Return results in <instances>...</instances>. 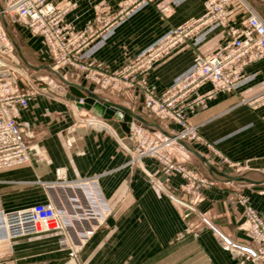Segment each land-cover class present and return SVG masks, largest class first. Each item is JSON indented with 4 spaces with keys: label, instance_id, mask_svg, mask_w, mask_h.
Wrapping results in <instances>:
<instances>
[{
    "label": "crops",
    "instance_id": "obj_1",
    "mask_svg": "<svg viewBox=\"0 0 264 264\" xmlns=\"http://www.w3.org/2000/svg\"><path fill=\"white\" fill-rule=\"evenodd\" d=\"M95 1H79L65 22L76 30L83 29L92 22L94 5H107L116 10L119 0ZM204 1L156 0L94 41L85 49L82 59L85 63L101 64L109 72L118 71L176 26L201 16ZM248 2L264 20L259 9L264 1ZM164 8L170 13L163 12ZM5 20L11 30L10 22ZM13 25L20 32L30 33L24 25ZM221 38V29L213 28L199 34L194 44L189 42L175 50L156 65L150 74L151 86L162 94L191 69L197 54L216 51ZM23 58L22 63L32 70L49 67L31 65L24 55ZM59 73L66 87L65 99L76 105L80 100L78 94L85 92L134 114L141 112V101L134 105L102 92L72 68ZM247 73L248 78L234 94H217L205 105L189 112V125L196 128L203 141L187 142L219 170L229 174L230 166L223 160L226 158L240 167V175L254 183L214 179L191 152L173 140L169 153L176 162L199 170L216 182L199 194L185 192L182 189L185 182L180 176L165 177L153 160L144 159L138 164L121 148L124 145L134 150L136 143L128 140L127 127L116 117L117 113L106 119L87 107H80L85 115L94 116L93 119L78 117L80 124L95 125L102 131L98 134L106 138L103 136L105 140L96 145L87 142L85 147L81 146L86 152L84 164L65 165V178L69 182L85 183L76 188L78 193L96 200V215L93 216V223H96L78 226L83 233L93 227L95 231L80 245V250H72L64 246L58 233L6 238L0 215V264H237L231 250L239 253L241 249L228 242L229 250L221 243L219 232L231 242L254 248L250 235L240 229L244 222L243 199L264 214V107L255 110L245 103L264 87V60L250 66ZM211 89L210 84H205L197 94L204 95ZM66 107L36 97L22 111L21 122L31 126L33 131L47 127L51 134H56L60 116H71ZM174 129L176 131L168 129V133L176 134L181 130L177 126ZM68 149L72 148L68 146ZM121 151L125 155L123 159ZM148 173L157 178L161 186ZM25 175H22V182L30 181ZM247 264L254 263L248 261Z\"/></svg>",
    "mask_w": 264,
    "mask_h": 264
},
{
    "label": "built area",
    "instance_id": "obj_2",
    "mask_svg": "<svg viewBox=\"0 0 264 264\" xmlns=\"http://www.w3.org/2000/svg\"><path fill=\"white\" fill-rule=\"evenodd\" d=\"M79 1L92 3L95 0H2L0 8V172L29 162L28 149L34 138L33 130L22 124V111L37 95L49 96L37 87V78L18 59L15 48L9 39L3 24V17L10 23L24 25L33 36L44 39L54 59L53 71L63 68H83L82 54L94 41L110 32L118 24L132 16L142 7L156 0H120L116 10L110 6H93V19L83 29L76 30L65 22ZM166 11V8L163 12ZM213 28H220L222 38L213 53L197 54L191 69L177 82L169 86L162 94H156L149 88L146 95L144 115L163 125L174 124L181 130L177 137L194 142L203 141L196 128L189 125V112L203 106L217 94H234L248 78L250 66L264 60V20L257 14L248 0H205L204 12L197 18H190L176 26L140 52L132 64L126 68L130 75L142 77L144 85L155 66L170 56L181 46L194 44L199 34ZM93 65V62L90 66ZM100 66V65H98ZM100 77L103 72H98ZM119 74L111 77L114 87ZM93 81L99 83V78ZM205 84L212 89L204 95L198 90ZM79 102H83L79 100ZM245 103L253 109L264 106V91L257 93ZM104 122V121H103ZM132 138L138 144L132 150L121 145L134 160L142 164L143 158H150L161 168L165 177L175 174L184 180L182 189L188 193H200L202 189L216 185L213 180L189 169L184 163L174 161L166 150L171 146L169 138L158 141L157 145H148L150 130L133 121L129 125ZM230 167L236 165L223 159ZM59 175V173H58ZM57 175V176H58ZM152 180L161 186L157 178L150 173ZM64 177V176H63ZM65 179H58L63 181ZM163 190H165L163 188ZM244 203V222L240 229L246 231L254 248L231 242L219 232V238L229 250L228 242L239 247L241 252L232 254L237 264H264V214L251 207L246 199ZM64 214L57 211L51 202L4 212L2 227L6 238L18 239L42 234L55 233L66 227L62 220ZM202 217V215H201ZM92 224H95L91 222ZM211 226V225H210ZM96 228L82 232L76 242L82 245ZM80 232V231H79ZM84 235V236H83ZM64 246H68L65 241ZM246 249H249V253Z\"/></svg>",
    "mask_w": 264,
    "mask_h": 264
},
{
    "label": "rangeland",
    "instance_id": "obj_3",
    "mask_svg": "<svg viewBox=\"0 0 264 264\" xmlns=\"http://www.w3.org/2000/svg\"><path fill=\"white\" fill-rule=\"evenodd\" d=\"M0 6H2V0H0ZM259 9L264 15V5L259 6ZM165 13H170L168 8H166ZM10 25L11 33L21 48L22 53L26 57L27 61L31 65L35 66H49V68L35 71L25 65L29 69L30 74L37 78V87L49 95H37L34 98L42 97L52 102H57L63 106L66 105V109L70 111L71 116H68L67 118H64L63 115L60 116L57 124L58 133L56 134H51L47 127H43L39 132L34 129V138L30 141L28 149L29 162L23 166L0 172V215L2 216L4 212L9 210L33 207L44 202L51 201L55 205L57 211L59 210L63 214L64 212H67L62 222L67 224V227L73 226L72 228L76 229L75 231H72L64 227L63 230H59L55 233L60 234L61 241H63V243L66 241L72 250H80V245L76 242L79 238L81 239L80 236H82V232H79L78 226L89 225L94 221L93 216L96 215V200L89 196L85 197L84 195L78 193L77 189L85 184L81 181L69 182L67 178H65L63 181L57 180L54 182V180L51 179H53V177H56L57 179L64 178L67 175L66 167L81 166V164H84V154L86 152L81 146L85 147L87 142L95 145L97 143L103 142L105 140L103 139L104 135L101 136L98 134L102 131H99L98 127L93 124H80L78 117L93 119L94 116L85 115V111L81 109L79 105H76L75 102L65 99L64 96L66 87L64 80L59 73L61 70H59L58 73L53 71L52 66H54V59L51 56L44 39L39 36H33L26 31L20 32L14 27L12 23H10ZM15 54L21 61L16 49ZM135 58L129 61L123 68L115 72H109L104 67H102L101 64H97L95 62H93V65L90 66L92 62L85 63L83 59L82 61L84 64L82 65L85 67L79 69L74 67L69 68H72L75 73L94 84L96 89H99L105 93L116 95L121 101L133 103L134 105L141 101V112H135V114L150 120L144 115V113L147 111L145 107L146 95L149 92V88L152 89L154 93H158L156 92L155 88L151 86V75L147 78L148 85H144L142 77L136 76L133 80V76L130 75V70H126V68L132 64ZM67 68H63L62 70ZM98 72H103L104 76L100 77ZM116 73L119 74V76L117 77V82L114 87L113 82H111V77H113ZM97 78H99V83L93 81ZM262 91H264V87L259 92ZM150 121L155 122L153 120ZM130 123H128V125H130ZM155 123L159 124L163 128H166L165 130L167 132H170L168 129L176 131V129H174L176 126L174 124L163 125L158 122ZM140 125L147 128L142 124ZM150 132V140H148L147 144L144 146L145 149L148 148L149 144L154 146L159 143L158 141L167 138L166 136L160 134L158 130L154 133L151 130ZM127 133L128 140H134L135 143L138 144L137 138H132V134H130L129 131ZM172 135L177 137V133H172ZM104 137L106 138V136ZM120 140L123 143L121 136ZM68 146L72 149H68ZM169 148L166 150V153L172 158L169 153ZM120 156L121 159H123L125 156L122 151ZM144 159L150 158H143V162ZM196 161L200 165L199 161ZM54 164L58 165V167L54 168ZM65 165L66 167H64ZM188 168L207 177L205 173L199 170L190 167ZM229 171L230 175L242 173V171H240V167L238 166L230 167ZM23 174H26L24 177L26 179L29 178L30 181L26 180V182H22ZM184 191L187 192L186 190Z\"/></svg>",
    "mask_w": 264,
    "mask_h": 264
},
{
    "label": "water",
    "instance_id": "obj_4",
    "mask_svg": "<svg viewBox=\"0 0 264 264\" xmlns=\"http://www.w3.org/2000/svg\"><path fill=\"white\" fill-rule=\"evenodd\" d=\"M262 1H264V0H262ZM0 8H1V6H0ZM2 21L4 24L5 30L9 36V39L11 40L13 46L17 50L21 59L24 60L21 49L18 46V44L15 42V39L11 33L10 27H9V25H8V23L4 17H3ZM27 65L29 66V64H27ZM60 72H63V70H61ZM71 89L73 90V87H71ZM78 97L80 98V100L83 101L82 103L79 102V104H78L79 107H87V108L91 109L93 111V113L99 117L109 119L111 115H113L114 113H117L116 117L122 121V124L124 127L125 126L127 127V130H126L127 132L129 131L127 124L134 121V120H137L140 123H142L144 126L149 128L150 130H158L162 134H164V136H166L167 138H169L171 140H176L178 143H180L182 146H184L189 152H191L201 162V164L208 171L209 175H211L214 179L223 180L225 182L254 183L252 180L246 178L244 175H240V174L230 175V174H227V173L219 170L217 167L212 165L207 160L206 157H204L201 153H199L193 147H191V145L187 141L182 140V139L168 133L159 124L152 122L150 120H147L143 116L134 114V113L130 112L129 110H127L126 108H123L120 106H115V105H112L110 103L103 102L96 95H94L92 93L82 92V93L78 94ZM89 105H91V106H89Z\"/></svg>",
    "mask_w": 264,
    "mask_h": 264
}]
</instances>
